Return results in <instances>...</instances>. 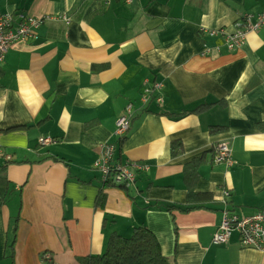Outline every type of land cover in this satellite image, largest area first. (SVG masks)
I'll return each instance as SVG.
<instances>
[{"label": "crops", "instance_id": "1", "mask_svg": "<svg viewBox=\"0 0 264 264\" xmlns=\"http://www.w3.org/2000/svg\"><path fill=\"white\" fill-rule=\"evenodd\" d=\"M263 11L264 0H0V17L37 23L0 62V264H83L140 226L175 264H264L237 232L213 243L226 210H264V27L228 45ZM224 142L231 164L215 161ZM105 143L115 163L148 168L130 189L97 169Z\"/></svg>", "mask_w": 264, "mask_h": 264}, {"label": "built area", "instance_id": "2", "mask_svg": "<svg viewBox=\"0 0 264 264\" xmlns=\"http://www.w3.org/2000/svg\"><path fill=\"white\" fill-rule=\"evenodd\" d=\"M108 2L110 0H107ZM131 1V0H129ZM253 15L245 16L246 25L239 29L234 35L228 38L230 49L240 47L246 40L247 33L258 31L264 27V11L259 14L255 21ZM37 28V23L26 14L16 16L7 13L0 17V62L4 60L5 54L9 48L17 42H26L31 36L32 31ZM156 89L162 88V84H156ZM155 89H146L142 94L143 104H147L153 99ZM156 102L163 104L161 98L155 97ZM133 117V105L130 104L125 112L117 120L116 135L124 137L130 130ZM50 138L43 139L42 145L50 142ZM115 145L105 143L101 147V157L96 163L97 169L102 173L105 182L113 180L118 187L130 189L136 183L137 177L135 171L147 170L146 166L138 162H129L127 164H117L114 161ZM215 161L217 163H232L231 149L228 143H221L216 148ZM225 196H229L226 193ZM241 236L242 245L245 247L256 248L264 252V210L257 214L240 218L231 211L224 212L223 221L220 229L214 235L213 243L216 245L227 244L234 233Z\"/></svg>", "mask_w": 264, "mask_h": 264}, {"label": "trees", "instance_id": "3", "mask_svg": "<svg viewBox=\"0 0 264 264\" xmlns=\"http://www.w3.org/2000/svg\"><path fill=\"white\" fill-rule=\"evenodd\" d=\"M106 184L116 186L113 180ZM81 261L83 264H175L163 254L158 238L147 226L135 228L130 236L114 233L103 254Z\"/></svg>", "mask_w": 264, "mask_h": 264}, {"label": "rangeland", "instance_id": "4", "mask_svg": "<svg viewBox=\"0 0 264 264\" xmlns=\"http://www.w3.org/2000/svg\"><path fill=\"white\" fill-rule=\"evenodd\" d=\"M125 112V111H124Z\"/></svg>", "mask_w": 264, "mask_h": 264}]
</instances>
